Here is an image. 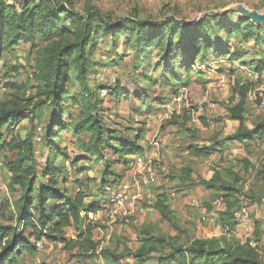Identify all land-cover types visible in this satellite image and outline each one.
Returning a JSON list of instances; mask_svg holds the SVG:
<instances>
[{
  "label": "rangeland",
  "instance_id": "obj_1",
  "mask_svg": "<svg viewBox=\"0 0 264 264\" xmlns=\"http://www.w3.org/2000/svg\"><path fill=\"white\" fill-rule=\"evenodd\" d=\"M27 1L3 3L20 13ZM54 2H67L72 14L97 13L90 33H108L87 52L85 76L65 69L54 91L67 100L55 107L46 104L51 88L37 68L51 40L35 34L32 42H24L0 31V107L20 109L22 115L0 127V231L7 237L20 233L22 190L11 184L7 170L15 152L1 147L18 135L33 143L36 186L47 180L44 170L53 159L61 191L83 192L79 224L67 227L65 237L87 236L90 226L97 246L77 252L60 242L29 238L34 253L22 252L11 264H178L177 258L161 259L155 251L144 259L149 235L165 238V254L188 251L203 238L222 249L208 263L244 264L237 257L249 252L248 264H264V135L249 143L227 139L238 125L227 110L242 87L247 88L245 127L264 123V67L258 68L264 65V21L254 18L264 17V0H34L32 5L48 9ZM61 18L74 30L69 18ZM130 23L156 25L154 44L138 53L127 46L125 35L136 32ZM118 24L121 30L113 37L109 31ZM166 82L171 85L163 86ZM138 90L148 92L142 101L134 97ZM81 95L97 111L103 131L98 142L91 130H73L82 119ZM60 118L64 126L54 127ZM52 126L56 136L50 138ZM118 139L143 151L125 155ZM190 145L214 151L194 156ZM210 179L212 184L203 183ZM119 192L136 197L112 215L109 198ZM160 193L165 217L154 206ZM244 203L247 215L241 213ZM90 204L98 210L86 214ZM31 215L38 211L32 209Z\"/></svg>",
  "mask_w": 264,
  "mask_h": 264
},
{
  "label": "trees",
  "instance_id": "obj_2",
  "mask_svg": "<svg viewBox=\"0 0 264 264\" xmlns=\"http://www.w3.org/2000/svg\"><path fill=\"white\" fill-rule=\"evenodd\" d=\"M33 1L29 0L22 4L21 12L18 13L14 8L4 5L3 0H0V31L4 35L13 32L15 34V40H23L24 42H32L35 34L40 35L44 41L51 40V44L46 48L45 53L38 61L37 68L42 73L46 84L51 88V97H49L46 104L50 102L55 107H58L67 100L65 93L59 95L54 91V89H57L60 79L64 76L65 69L69 67L73 68L77 72V76H85L87 72V52H92L95 49V39L108 32L105 30H97L95 33H90V23L97 16V13H91L84 17L68 11V7H66L67 2H54V5L49 3L50 8L46 9L39 4L32 5ZM61 14L64 15L63 19L66 20V18H69L74 30H71L61 22ZM196 23L197 21L192 23L191 26H195ZM130 24H132L136 32H131L130 34L123 33L126 34L127 40L125 43L127 46L132 47L138 53L144 50L146 46L154 44L152 34L153 28L156 25L152 23ZM164 27L165 24L162 25V29ZM112 29L114 31L110 30L109 34L116 37V33L121 30V25L118 24ZM234 29L236 28L234 27ZM231 30L230 28L228 33ZM69 34L72 35V39H68ZM162 36L163 34L155 39L156 44L162 43ZM167 41L169 42V40ZM148 49H151V47H147L146 50L148 51ZM260 67H264V65L258 68ZM148 81L151 82V80ZM164 85H171V83L166 82L163 83ZM117 90L115 89L114 92ZM133 93L134 97H136L135 99L141 101L143 100V96H148V92L144 90H138V92L133 91ZM238 97L237 102L233 106L228 107L229 118L237 121L238 126L235 133L228 136L227 139L230 141L249 143L255 137L264 135V123L260 122L256 128H246L244 123L247 98L246 87L238 89ZM77 103L81 105L82 119L74 125V132L79 134L84 129L91 130L95 135L96 142H98L103 137V131L100 122L96 119V110H94L93 105L88 102L84 95L80 96V100ZM5 108L6 106L4 105L0 107V127L6 124H15L22 117L19 114L21 112L20 109L7 110ZM58 120L53 126H64L62 119L60 118ZM202 121L204 125H207L204 119ZM53 126L47 131L50 138L56 136L53 132ZM119 141L121 150L125 155L141 153L143 151V148L135 142L127 144L122 140ZM1 147L8 152H15L14 159L7 161V170L11 175V184L18 185L22 190V194L20 196L21 203L17 215L18 222L21 223L20 233L14 232L11 237H7L6 233L0 231V264H11V261L19 257L22 252L33 254L35 246L31 245L29 238H32L36 242H40L41 240L52 243L60 242L70 251L73 249H76L77 252L88 249L92 251L96 250L97 243L92 240V227L90 226L86 229L87 236H80L78 239H67L65 237V229L67 227L79 224L81 209L86 204L84 203L83 192L80 189L76 194H71L62 192L59 186H57L56 173L60 170L57 167L58 165L52 164L53 159L47 162L44 170V175L47 177V180L36 186V165L32 155V141L28 138L12 135L9 141L1 143ZM190 149L194 153V156H208L214 151V148H209L208 146L199 147L190 145ZM213 182L214 179L203 181L206 184H212ZM157 196L158 198L154 206L161 216L165 217L167 208L165 194L160 193ZM87 208L86 214L89 212L95 213L98 210L96 204H90ZM32 209L38 211L36 217L31 215ZM26 231H29L28 236L25 235ZM164 242V237H152L149 235L145 242V247L148 246L149 250H146V255L143 258L145 259V257L155 251L159 253V258L161 259L175 260L177 258L178 264H188L190 260L191 264H200V262L204 261L206 264H211L208 262H213L214 257H216L215 255H218L222 251V249L212 247L215 243L214 241L201 238L195 239L191 245L192 247L188 251L185 249L184 251H180L179 254H165ZM172 247V250H175L174 246ZM241 254L242 256L237 257L239 263L248 264L252 262L251 258L253 256L251 253L243 252ZM231 257L234 258L233 255ZM241 257H244V259H241ZM39 264L47 263L42 262Z\"/></svg>",
  "mask_w": 264,
  "mask_h": 264
},
{
  "label": "built area",
  "instance_id": "obj_3",
  "mask_svg": "<svg viewBox=\"0 0 264 264\" xmlns=\"http://www.w3.org/2000/svg\"><path fill=\"white\" fill-rule=\"evenodd\" d=\"M195 23V21L193 22ZM263 104L260 103L259 108L262 107ZM153 180V179H152ZM136 195L134 193L131 194H124V193H115L114 195H112L109 200L115 205L114 209H111V214L112 215H117L119 212V209H122V206L124 204V202H127L128 204H131L133 202V200L135 199ZM241 213L243 215H247V207H246V203L243 204V207L241 209Z\"/></svg>",
  "mask_w": 264,
  "mask_h": 264
},
{
  "label": "water",
  "instance_id": "obj_4",
  "mask_svg": "<svg viewBox=\"0 0 264 264\" xmlns=\"http://www.w3.org/2000/svg\"><path fill=\"white\" fill-rule=\"evenodd\" d=\"M254 18H256L257 20H262V21H264V17H258V16H254Z\"/></svg>",
  "mask_w": 264,
  "mask_h": 264
},
{
  "label": "crops",
  "instance_id": "obj_5",
  "mask_svg": "<svg viewBox=\"0 0 264 264\" xmlns=\"http://www.w3.org/2000/svg\"><path fill=\"white\" fill-rule=\"evenodd\" d=\"M227 112H228V110H227ZM238 126V125H237Z\"/></svg>",
  "mask_w": 264,
  "mask_h": 264
}]
</instances>
